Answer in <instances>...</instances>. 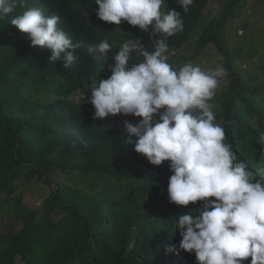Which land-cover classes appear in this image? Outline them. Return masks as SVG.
I'll use <instances>...</instances> for the list:
<instances>
[{"label":"clouds","instance_id":"9594fccd","mask_svg":"<svg viewBox=\"0 0 264 264\" xmlns=\"http://www.w3.org/2000/svg\"><path fill=\"white\" fill-rule=\"evenodd\" d=\"M95 3L101 21L117 26L126 21L146 33L151 28L152 35L148 40L151 52L141 41L127 40L114 57L111 55L114 64L108 78H93L88 92L74 95L75 103L76 95L86 97L85 108L77 103L76 107L94 113L96 122L102 120L111 126L120 123L124 143L152 170L146 179L148 193L133 209L129 241L123 242L117 256L111 254L108 261L97 254L99 263L95 264H264L262 91L254 84L245 86L247 100L257 103L251 107L245 99L247 112L245 104L237 102L246 112L245 120L220 105L227 85L220 96L214 95V90L226 70L218 66L203 71L200 67L205 64L196 60L209 44L199 52L195 49L203 26L209 22L202 24V19L208 18L204 15L206 9L199 30L191 29L186 40L171 47L170 41L183 34L187 24L181 13L162 11L165 0ZM192 3L178 0L183 12ZM23 4L24 0H0V21L11 16L9 23L27 34L32 46L51 50L50 62L62 61L63 68L75 64L79 59L75 50L80 45L73 44L63 31L66 22L61 24L58 15H45L39 8H27L12 16ZM226 32L230 34L229 23ZM242 34L243 29L237 28L236 35ZM90 51L99 53L105 61L111 46L101 40ZM133 53L142 61L132 63ZM240 74L255 78V71L251 76L244 75V71ZM256 148L258 153L254 154ZM31 182L50 185L36 178L27 185ZM16 183L22 189L25 181L19 177ZM14 204L13 199L0 195V233L8 230L9 221H16V229L27 223L43 225L39 239L45 248H51L53 224L44 218L43 202L40 208L32 207L23 195L24 207L17 209ZM6 209L7 222L2 212ZM1 255L0 248L3 264ZM13 260L23 264L19 253Z\"/></svg>","mask_w":264,"mask_h":264},{"label":"trees","instance_id":"16d2710c","mask_svg":"<svg viewBox=\"0 0 264 264\" xmlns=\"http://www.w3.org/2000/svg\"><path fill=\"white\" fill-rule=\"evenodd\" d=\"M208 2L193 0L183 12L178 0H165L162 11L181 13L187 24L185 32L170 41L171 47L186 40L191 29L199 30ZM27 8H39L45 15H58L61 24L66 22L63 31L73 44L80 45L75 50L79 59L69 68H63L62 61L50 62L51 50L32 46L28 35L9 23L11 16L0 21V195L13 199L19 209L17 206L24 207L23 195L33 178L55 184L43 201L44 218L53 224L49 234L53 246L45 248L39 239L43 225L27 223L16 229V221H9L8 230L0 233L1 260L3 264H16L13 256L19 253L23 264H95L99 263L97 254L108 261L111 254L117 256L123 242L129 241L133 209L148 193L146 179L152 170L124 143L120 123L111 126L102 120L96 122L94 113L76 107L74 95L88 92L93 78H108L114 64L111 55L114 57L127 40L141 41L151 52V28L146 33L126 21L119 26L101 21L95 0H24L11 15ZM260 8H264V0L252 6L246 0H226L222 15L203 26L195 45L199 52L205 44H217L225 58L223 68L231 79L220 96V105L240 120L247 117L237 105L247 100L245 86H258L264 99V47L245 46L247 52L238 57L242 49L237 45L233 49L237 55L232 56L228 45H222V36L228 23L249 26L259 22L260 16L253 11ZM101 40L111 46L105 61L99 53L90 51ZM257 52L255 78L234 71L232 58L250 59ZM142 59L133 53L131 62ZM248 104L254 107L257 103ZM19 177L25 181L23 190L15 185ZM14 192L18 194L13 197ZM2 212L7 222V209Z\"/></svg>","mask_w":264,"mask_h":264},{"label":"rangeland","instance_id":"374dc122","mask_svg":"<svg viewBox=\"0 0 264 264\" xmlns=\"http://www.w3.org/2000/svg\"><path fill=\"white\" fill-rule=\"evenodd\" d=\"M226 0H209L208 7L204 13L208 18L202 19V24H206L209 19L217 18L223 12V4ZM248 6H252L254 2H258V0H246ZM253 14L259 15V22L253 21L249 26L245 24H241L237 22L235 25L230 24V34L226 32V27H224L225 35L222 36L223 43L228 45V52L232 56H236L237 54L233 49L237 47V45L241 46L242 52L238 54V57H241L243 54L247 52V48L245 46L248 45H257L264 47V8H260L258 10L253 11ZM240 27L243 29L244 34L241 36L236 35V29ZM221 37V36H220ZM262 44V45H261ZM193 47L190 49L192 50ZM189 50V51H190ZM189 51H184V54H188ZM258 52L254 54V56L250 59L239 60L238 58L234 59V64L236 70L239 72L244 71V75H253V69L259 64L258 60ZM262 53H260L261 55ZM200 63L205 65H201V69L203 71H209L215 69L218 66L224 67L225 58L220 54L218 50L217 44L209 43L204 49L201 50L200 55L196 57ZM264 60V56L262 61ZM264 62V61H263ZM230 78L226 74L222 78L219 79V84L217 88L214 90V95L220 96L225 89V85L230 82ZM254 87V86H253ZM252 87V88H253ZM256 89L254 93H257ZM77 106L81 108H85V104L83 103L86 99L85 96L76 95ZM18 183H22V181H18ZM55 184L52 183L50 185L40 184L36 182H31V184L26 186L24 200L26 203L30 204L32 207L40 208L42 207V202L48 198L51 192L54 190ZM20 190H23L20 188Z\"/></svg>","mask_w":264,"mask_h":264}]
</instances>
